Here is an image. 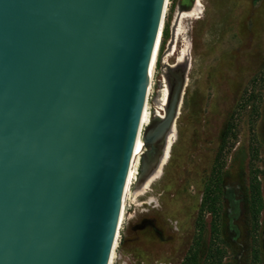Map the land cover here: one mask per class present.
Returning a JSON list of instances; mask_svg holds the SVG:
<instances>
[{
    "label": "water",
    "instance_id": "water-1",
    "mask_svg": "<svg viewBox=\"0 0 264 264\" xmlns=\"http://www.w3.org/2000/svg\"><path fill=\"white\" fill-rule=\"evenodd\" d=\"M163 0H0V264H106Z\"/></svg>",
    "mask_w": 264,
    "mask_h": 264
},
{
    "label": "rangeland",
    "instance_id": "rangeland-1",
    "mask_svg": "<svg viewBox=\"0 0 264 264\" xmlns=\"http://www.w3.org/2000/svg\"><path fill=\"white\" fill-rule=\"evenodd\" d=\"M149 112L141 139L157 129L168 157L132 181L112 264H264V0H169Z\"/></svg>",
    "mask_w": 264,
    "mask_h": 264
},
{
    "label": "bare ground",
    "instance_id": "bare-ground-1",
    "mask_svg": "<svg viewBox=\"0 0 264 264\" xmlns=\"http://www.w3.org/2000/svg\"><path fill=\"white\" fill-rule=\"evenodd\" d=\"M168 3H169V0H163V2H162L159 24H158V29H157V35H156V40H155V44H154V48H153L151 66H150V70H149V74H148L146 90H145V95H144V101H143V106H142V111H141V117H140V121L138 123V126H137L135 134H134V138H133V143L136 146V149H134L132 151L131 156L129 158L128 169H127V173H126V179H125V183H124V187L122 190L120 203H119V210H118L117 221H116L115 235H114V239L111 243V246H110V249L108 252L106 264H112L113 263L115 251H116V249L118 247V243H119L120 229H121V226H122V223L124 220L127 196L129 193V188H131L130 185L132 184V181L135 180L137 182L136 193L144 192L149 187V185H151V183L157 177H159L158 176L159 171L161 170L162 165L164 164V162L166 161V159L168 157V148L170 146V142L168 140H166L165 143L163 142L162 144L161 143L159 144L158 143L159 132L157 131V129L152 130L153 133L150 135L148 140L145 141V140L141 139L142 129L150 120L149 119V117H150L149 116L150 115V112H149V96H150V92L152 90V82L154 79V74H155V71L157 69L158 56H159L160 49H161V38H162L163 24H164V18L166 15ZM197 7L195 10H197ZM178 12L180 13V10ZM175 15L177 17L176 22H178L181 14H179L178 16H177V14H175ZM178 23H180V22H178ZM180 33H181V29L175 30V27L173 28V33H172V37H171L172 39H171L170 44L168 46L169 47L168 55H170L172 52H174L175 40H176L177 36L180 35ZM181 54L182 55L179 57L177 65L186 56L184 51H182ZM181 88H183V87L179 88L180 91H181ZM181 95H182V93H181ZM181 95L172 97L170 103H169V101H166L168 99L164 96V99H163L164 103L162 105V107L164 109V116L159 117L158 120H159V122L164 120V122L166 123L167 128H168L167 129L168 133L166 132V136L172 135L173 131H171L172 129L170 130V126L172 125L173 119H174L175 115L177 114L176 113V110L178 107L177 98H179V96H181ZM148 144H149V146L153 147L157 151V154L155 156H149V155L145 156V161L147 162V166H145L142 169V172L140 174L139 167L141 165V157L139 154H140V152H142L144 150V147H146ZM137 176H139V177L137 178Z\"/></svg>",
    "mask_w": 264,
    "mask_h": 264
}]
</instances>
